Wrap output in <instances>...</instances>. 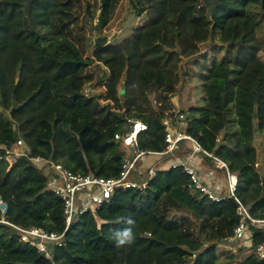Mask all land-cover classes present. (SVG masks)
I'll return each instance as SVG.
<instances>
[{
	"label": "trees",
	"instance_id": "1",
	"mask_svg": "<svg viewBox=\"0 0 264 264\" xmlns=\"http://www.w3.org/2000/svg\"><path fill=\"white\" fill-rule=\"evenodd\" d=\"M119 1L0 0V198L7 204L5 214L0 210V264H264L256 253L264 229L249 224L251 251L243 259L222 249L239 222L234 199L208 198L181 165H170L171 156L154 153L145 155L147 163L168 160L145 186L117 189L95 213L75 216L62 244L49 246L50 257L7 223L65 229L62 201L46 184L52 171L30 157L115 177L132 150L165 149L166 112L183 114L185 132L236 175L235 195L264 219V165H256L254 143L264 134V0H127L146 25L112 43L102 31ZM87 27L98 32L92 43ZM155 35L183 42L193 69L182 74L201 90L178 111L170 102L178 86L173 55L147 47ZM134 120L145 129L131 150L122 139ZM19 137L29 153L9 164L2 147ZM190 151L181 140L173 156ZM194 157L203 175L225 176L210 156ZM121 216L135 221L134 241L117 247L114 232L129 227L117 222Z\"/></svg>",
	"mask_w": 264,
	"mask_h": 264
},
{
	"label": "built area",
	"instance_id": "2",
	"mask_svg": "<svg viewBox=\"0 0 264 264\" xmlns=\"http://www.w3.org/2000/svg\"><path fill=\"white\" fill-rule=\"evenodd\" d=\"M184 116L182 113L175 115L166 112L162 118V123L165 127L164 141L166 147L161 152L133 151L135 136L127 143L126 140L131 135L122 139V143L130 148L131 154L124 157L119 174L115 177L97 176L90 173L80 174L71 171L64 167L60 162H55L41 156H32L30 159L38 165H45L51 171L52 175L48 178L47 187L56 194L62 201V213L65 220V229L61 233L50 232L37 226L21 227L12 223L10 224L18 233L20 240L36 247L40 252H43L46 257H50L51 245H61L64 232L74 219L75 216L83 213H95L96 210L103 205L117 189L126 190L129 188H143L149 178L155 174L153 166L145 165V155L154 153L164 156H173L174 151L178 148L181 140H187L191 148L190 153L184 157H174L171 159L172 167L181 165L187 174L190 176L191 185L200 192L206 194L208 198L215 201L223 200L226 197H232L237 204V213L239 222L234 228L233 235L230 236L226 243L242 239L246 236L249 224L264 229V219H256L248 212V207L245 206L235 195L236 175L227 169L226 164L205 151L201 145L193 137L188 135L184 130ZM139 125V130L145 129V125L138 120L133 121L132 128ZM116 139H120L119 134H115ZM4 149V157L12 164L19 156H26L29 149L21 137L17 138L11 147H2ZM198 153H204L213 159L215 166L224 169L225 172V193L217 192V188L208 186L200 177L199 170L192 164V158ZM258 166V162L256 163ZM139 179L144 180L139 182ZM0 210L5 214L7 204L0 198ZM256 253L259 258L264 259V241H261L256 246Z\"/></svg>",
	"mask_w": 264,
	"mask_h": 264
},
{
	"label": "rangeland",
	"instance_id": "3",
	"mask_svg": "<svg viewBox=\"0 0 264 264\" xmlns=\"http://www.w3.org/2000/svg\"><path fill=\"white\" fill-rule=\"evenodd\" d=\"M145 25L146 16H136L132 12L128 1L120 0L113 12L109 24L103 29L102 35L106 36L108 41L112 43H120L122 40H124L130 35L131 31L134 28L144 27ZM86 31L87 41L89 43H92L93 40L98 36V32L95 30H90L89 27H87ZM167 40L170 41L169 37L167 38ZM167 40L162 35H155L152 37L148 36V38L146 39V43L147 47L151 50L161 49L162 51L168 50L172 52L171 54L173 55V60L169 64H173V70L177 72L178 86L176 93L170 97V102L173 109L178 111L182 108H185L187 105L195 103L198 96L201 94V90L195 86V82L192 81L189 76L182 74L185 69L189 70V67L190 70L193 69L190 65L189 60L187 61V58L181 54L182 48L184 46L183 42L179 39H174L173 43L169 44ZM196 45L200 47V50H204L208 47L205 43L200 44L197 42ZM91 48L92 46H89L87 48L86 55H90ZM161 54L168 56V54H165L164 52H161ZM262 56L264 58V53ZM93 76H95V74ZM136 79L137 77L136 75H134L133 80ZM86 89L93 93H98L101 90V88L91 89V87L89 86H87ZM129 137H131V135ZM254 143L258 151V162L260 163L258 165V169L260 170L263 168L264 165V134L257 133L255 135ZM147 158H150V156H147L146 159ZM171 158L173 160L174 156L171 155ZM150 160L151 161L148 162L146 165H151L154 167V169H156L164 166L166 161L168 160V157H163L159 159L157 157H152ZM220 247L231 253H237V259H243L251 251L250 240L247 236L237 241L231 242L230 244L222 243L220 244Z\"/></svg>",
	"mask_w": 264,
	"mask_h": 264
},
{
	"label": "clouds",
	"instance_id": "4",
	"mask_svg": "<svg viewBox=\"0 0 264 264\" xmlns=\"http://www.w3.org/2000/svg\"><path fill=\"white\" fill-rule=\"evenodd\" d=\"M117 222L125 223L129 225V227L114 232L113 239L116 243V246L123 247L125 245L131 244L134 241L133 226L135 225V221L130 217L121 216L117 218Z\"/></svg>",
	"mask_w": 264,
	"mask_h": 264
},
{
	"label": "crops",
	"instance_id": "5",
	"mask_svg": "<svg viewBox=\"0 0 264 264\" xmlns=\"http://www.w3.org/2000/svg\"><path fill=\"white\" fill-rule=\"evenodd\" d=\"M256 146V145H255ZM264 154V153H263ZM261 155V154H260ZM195 158V157H194ZM194 158H192V164L199 170V164L195 161L194 163ZM145 160V159H144ZM145 165L147 164V160L144 161ZM260 163L258 162V165ZM200 177L203 178V182H205L208 186L212 188H217V192L219 193H225V176H218L215 172L213 171H207L206 174H202L200 170Z\"/></svg>",
	"mask_w": 264,
	"mask_h": 264
},
{
	"label": "bare ground",
	"instance_id": "6",
	"mask_svg": "<svg viewBox=\"0 0 264 264\" xmlns=\"http://www.w3.org/2000/svg\"><path fill=\"white\" fill-rule=\"evenodd\" d=\"M140 126L137 124L136 126L133 127L131 131V137L127 138L126 142L129 143L132 140L133 136H136L137 132L139 131Z\"/></svg>",
	"mask_w": 264,
	"mask_h": 264
},
{
	"label": "water",
	"instance_id": "7",
	"mask_svg": "<svg viewBox=\"0 0 264 264\" xmlns=\"http://www.w3.org/2000/svg\"><path fill=\"white\" fill-rule=\"evenodd\" d=\"M18 76H16V78H15V83H17V81H18ZM144 180H142V179H139V182H143Z\"/></svg>",
	"mask_w": 264,
	"mask_h": 264
}]
</instances>
